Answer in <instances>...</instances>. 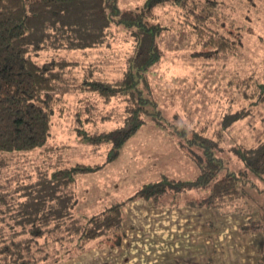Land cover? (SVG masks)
I'll list each match as a JSON object with an SVG mask.
<instances>
[{
  "label": "trees",
  "instance_id": "trees-1",
  "mask_svg": "<svg viewBox=\"0 0 264 264\" xmlns=\"http://www.w3.org/2000/svg\"><path fill=\"white\" fill-rule=\"evenodd\" d=\"M221 3L143 0L132 8L121 7L119 0H0V153L32 151L48 139L59 96L50 90L40 92L38 87L58 83L64 71L76 65L63 57L41 60L43 52L103 45L113 28L128 31L134 40L119 78L103 81L88 74L79 83L81 89L97 91L106 103L115 98L124 103L122 123L109 130L89 132L76 120L78 135L98 161L73 165L61 161L49 176L41 174L15 195L0 192V264H57L84 251L92 239L99 246L116 247L125 238L124 208L138 199L150 201L154 208L186 205L214 208L225 215L248 214L239 232L264 234V128L256 140L241 141L240 133L231 135L234 123L240 125L254 105L264 102V74L254 69L257 63L249 57L251 64L242 65L243 72L240 67L228 76L225 84L234 90L228 97L231 119L221 118L218 124L200 113L194 120L165 128L148 79L159 63L164 67L158 39L169 28L158 19L157 9L165 6L180 10L190 27L196 48L189 56L238 63L245 49L243 33L232 27L233 22L230 28L220 22ZM145 115L173 135L178 150L196 166L197 176L187 181L162 174L101 211L78 217L74 212L76 175L98 171L116 160L126 141L146 124ZM249 127L255 128L252 123ZM234 143L239 146L233 147ZM224 150H233V158L243 167L229 168ZM192 190H205L207 195L184 199ZM258 264H264V252Z\"/></svg>",
  "mask_w": 264,
  "mask_h": 264
},
{
  "label": "rangeland",
  "instance_id": "rangeland-1",
  "mask_svg": "<svg viewBox=\"0 0 264 264\" xmlns=\"http://www.w3.org/2000/svg\"><path fill=\"white\" fill-rule=\"evenodd\" d=\"M142 1L119 0V4L121 7L133 8L140 5ZM219 1L222 2L220 5V22L222 21V24L229 28L230 22H233L232 27L239 28L243 33L245 49H242L243 53L237 58L238 63L235 60L230 62L227 58L213 61L189 56V51L196 48V41H194L182 12L166 6L157 9L158 19L166 24L169 29L164 31L158 39V44L164 51V67H162V62L159 63L155 70L156 73L154 75L149 74L148 79L151 95L158 103V109L163 113L165 128H173L176 124L179 126L189 118L194 120L200 113L204 117L208 115L207 118L216 124L221 118H225V122L230 120L228 97L234 93V90L225 84L228 76L242 65L248 66L249 57L253 63H257L254 65L257 73L264 74V0H253V4L248 3V0ZM133 46L134 40L128 31L113 28L112 35L103 45L80 51L60 50L42 53L41 60L51 56L63 57L74 62L76 66L68 67L64 71V79L58 83L53 82L50 85L38 87L40 92L50 90L59 96L51 118L48 139L42 147L32 151L0 153V192L15 195L22 186L36 182L41 174L49 176L61 164V161L64 165L96 163L98 161L94 158L95 154L91 146L82 141L78 135L79 123L76 120L79 119L82 123L80 127L89 132L109 130L122 123L124 103L118 98L106 103L97 91L90 88L81 89L79 83L88 74L103 81H114L119 78L125 69L126 59L133 51ZM218 62L220 64L214 65ZM240 69L243 72V67ZM236 75L233 77L235 78ZM83 86L88 88L87 84ZM251 110L248 117L239 121L240 125L236 122L231 128V135L240 133L241 141H245V138L248 139V137L256 140L261 136L260 128H264V102L254 105ZM144 119L146 124L141 128L148 125L155 130L162 131L167 135L165 139H169L175 144L173 135L162 129V123L159 125L146 115ZM251 123L254 124V130L249 127ZM168 145H163L165 150H167ZM238 146V143L233 145V147ZM121 152L122 149L119 154ZM222 153L229 168L239 170L243 167L241 161L233 158L235 156L233 150H224ZM168 155L172 154H164L162 149L164 162L170 160ZM151 156L154 158L158 155L151 154ZM109 164L100 170H104ZM153 165L155 163H148L146 167ZM102 174L104 177L108 176L106 171H103ZM197 174L193 176L185 174L182 178L191 181ZM75 179L76 203L74 212L78 217L92 215L108 205L104 204L101 208L95 205L101 200L104 192L96 195L98 200L94 204L88 203L94 201L96 197L90 199L96 189L93 190L90 186L93 183L99 184L100 179H102L101 176L82 173V175H76ZM89 183H91L90 186ZM134 190L123 192L118 200L129 196ZM206 195L207 191L205 190H192L186 192L183 198L199 200ZM86 204L91 208L87 207ZM93 205L95 206L93 207ZM88 210L91 211L88 213ZM176 212H190L189 217L193 218L190 221L191 224L187 222L189 219L184 216L175 215ZM229 216L231 215L222 214L214 208L180 205L174 208H162V215L158 217L145 216L144 222L137 226L152 227L161 224L162 227L192 228L190 233H197L200 239V242L196 244L199 245V249H197L199 250V261L201 256L204 257V252L208 250L204 241L206 240L215 246L212 249L214 264H258L264 252V234L262 232L252 234L239 232V227L247 222L248 214ZM131 227L134 228L135 226L130 224ZM235 227L237 230L235 229L234 233ZM236 233L240 237H236ZM188 236V232L184 231L182 235L184 240ZM113 248L105 245L99 246L98 240L92 239L84 251L73 253L70 258L63 259L57 264H135L133 260L122 262L121 256L113 252L116 248ZM121 250L119 252L127 256L128 252ZM195 252L194 246L186 259H191ZM172 254L174 261L176 260L175 255L179 256L180 252L175 251ZM208 262L211 264L210 259L205 260L204 264ZM143 263L162 264V261L157 258L145 257Z\"/></svg>",
  "mask_w": 264,
  "mask_h": 264
},
{
  "label": "crops",
  "instance_id": "crops-1",
  "mask_svg": "<svg viewBox=\"0 0 264 264\" xmlns=\"http://www.w3.org/2000/svg\"><path fill=\"white\" fill-rule=\"evenodd\" d=\"M166 136L164 132L155 130L151 126L146 125L126 141L119 157L114 163L109 164L105 168L106 170L87 173L97 174L102 177L97 185L94 183L91 185V183H89V186L91 185L90 187L93 188V190L96 188L94 195H92L90 199L104 192L100 201L96 202L98 200V196H96L94 201L92 200L88 203L91 205L96 202L95 205L101 208L104 204H110L118 200L123 192L136 189L142 183L156 180L162 174L177 179H183L182 176L185 174L190 176L197 174L198 170L196 166L177 150L173 142L169 139L166 140ZM163 145H168L167 150H165ZM162 149L164 154H172L168 155L170 156V158H168L170 160L166 162L162 160ZM151 154L158 156L151 158ZM148 163H155V165L146 167ZM103 171H106L108 176L104 177L102 174ZM121 190L122 192L120 193ZM86 205L91 208L88 204ZM95 205H93V207ZM78 207L81 209L80 206ZM89 211L91 210H88V213ZM174 214L180 217L184 216L189 219L187 222L191 224L190 221L193 218L189 217L190 212H176ZM148 215L158 217L162 215V208H154L150 201L144 199L134 200L126 204L122 224L125 238L120 245L113 248H116L113 252L121 256L122 262L125 260H133L135 264H144L143 260L145 257H149L161 259L162 264H204L207 259H210L211 264H214V256L212 253V249L215 248L214 244L204 240L208 250L204 252V257L201 256V260L199 261V250H197L199 249V245L196 244L200 242V239L197 233H190L192 228L162 227L161 224L152 227L137 226L138 224H142L145 220V216ZM230 215L229 217H233L234 214ZM130 224H133L135 227L130 228ZM235 229L236 227L234 228V233ZM184 231H187L189 234L185 240L182 237ZM236 237H240L239 234L237 235L236 233ZM194 246L196 249L194 256H192L191 259H186ZM121 249L128 252L127 256L119 252L122 251ZM175 251L180 252V255H175L176 260L173 261L172 257H174V255L172 253Z\"/></svg>",
  "mask_w": 264,
  "mask_h": 264
}]
</instances>
